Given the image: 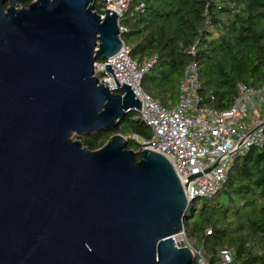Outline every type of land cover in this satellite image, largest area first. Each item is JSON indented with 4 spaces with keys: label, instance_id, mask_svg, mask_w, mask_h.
<instances>
[{
    "label": "water",
    "instance_id": "water-1",
    "mask_svg": "<svg viewBox=\"0 0 264 264\" xmlns=\"http://www.w3.org/2000/svg\"><path fill=\"white\" fill-rule=\"evenodd\" d=\"M24 1L0 0V264H192L175 237L195 175L121 133L94 150L74 137L141 109L111 64L122 93L95 74L123 45L118 12Z\"/></svg>",
    "mask_w": 264,
    "mask_h": 264
},
{
    "label": "trees",
    "instance_id": "trees-1",
    "mask_svg": "<svg viewBox=\"0 0 264 264\" xmlns=\"http://www.w3.org/2000/svg\"><path fill=\"white\" fill-rule=\"evenodd\" d=\"M234 1L235 7L229 0H130L120 19L126 28L122 38L140 64L153 60L142 79L148 93L168 107L175 105L192 60L198 63L202 105L226 109L239 82L264 84V0ZM94 9H100L98 1ZM136 115L129 110L119 124L78 138L94 150L121 133L127 147L138 151L142 144L132 134L149 138L152 130ZM184 225L210 261H219L221 251L229 249L233 263L264 264V145L235 158L213 195L192 199Z\"/></svg>",
    "mask_w": 264,
    "mask_h": 264
},
{
    "label": "built area",
    "instance_id": "built-area-1",
    "mask_svg": "<svg viewBox=\"0 0 264 264\" xmlns=\"http://www.w3.org/2000/svg\"><path fill=\"white\" fill-rule=\"evenodd\" d=\"M98 1L104 16L107 8L118 12L121 19L130 0H93ZM231 7L236 1L229 0ZM138 8H144L141 1ZM122 32L126 28L121 24ZM123 40V38H122ZM193 45L190 52L195 54ZM153 60L140 64L131 55V47L123 40L122 47L112 56L95 62V74L115 91L120 89L116 79L129 84L141 101V109L136 117L152 130L149 138H139L141 148H151L163 153L174 165L178 175L190 180L187 191L190 194L211 196L228 178L229 169L235 158L245 155L252 147L264 145V84L260 86L238 83V93L226 109L201 104L198 88L201 86L198 63L190 61L184 69L180 84L178 102L168 107L148 93L142 86L144 72ZM105 64H111L114 74L107 71ZM122 93V92H121ZM211 229L207 233H211ZM181 239L190 237L186 231L178 233ZM194 255V264H239L233 263L232 251L223 249L219 261H210L199 248L195 238L187 239Z\"/></svg>",
    "mask_w": 264,
    "mask_h": 264
},
{
    "label": "rangeland",
    "instance_id": "rangeland-1",
    "mask_svg": "<svg viewBox=\"0 0 264 264\" xmlns=\"http://www.w3.org/2000/svg\"><path fill=\"white\" fill-rule=\"evenodd\" d=\"M74 137H75V138H78V135H77V134H74ZM189 230H191V226H190ZM190 238H193V237H192V236H190V237H186V238H184V239H181L180 242H182L183 245H184L185 242H186V240H187V239H190Z\"/></svg>",
    "mask_w": 264,
    "mask_h": 264
},
{
    "label": "bare ground",
    "instance_id": "bare-ground-1",
    "mask_svg": "<svg viewBox=\"0 0 264 264\" xmlns=\"http://www.w3.org/2000/svg\"><path fill=\"white\" fill-rule=\"evenodd\" d=\"M175 238H176L177 242H179V236H176Z\"/></svg>",
    "mask_w": 264,
    "mask_h": 264
}]
</instances>
